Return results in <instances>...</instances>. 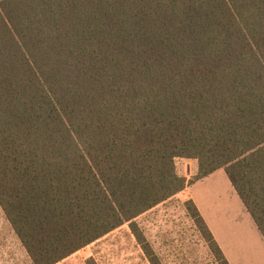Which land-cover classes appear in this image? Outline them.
Wrapping results in <instances>:
<instances>
[{
  "label": "trees",
  "instance_id": "trees-1",
  "mask_svg": "<svg viewBox=\"0 0 264 264\" xmlns=\"http://www.w3.org/2000/svg\"><path fill=\"white\" fill-rule=\"evenodd\" d=\"M178 158L264 236V0H0V207L33 264L127 223L161 264L136 219L187 187Z\"/></svg>",
  "mask_w": 264,
  "mask_h": 264
},
{
  "label": "rangeland",
  "instance_id": "rangeland-1",
  "mask_svg": "<svg viewBox=\"0 0 264 264\" xmlns=\"http://www.w3.org/2000/svg\"><path fill=\"white\" fill-rule=\"evenodd\" d=\"M176 165L187 187L136 219L158 261L220 264L185 204L194 197L230 264H264V236L225 170L195 180L197 160L178 158ZM90 258L95 264H152L129 223L57 264H87ZM0 264H33L1 207Z\"/></svg>",
  "mask_w": 264,
  "mask_h": 264
},
{
  "label": "crops",
  "instance_id": "crops-1",
  "mask_svg": "<svg viewBox=\"0 0 264 264\" xmlns=\"http://www.w3.org/2000/svg\"><path fill=\"white\" fill-rule=\"evenodd\" d=\"M192 198L194 199L193 201L195 202V204L197 203L196 205H197L198 209L200 210V212H201L202 216L204 217V219H205V221H206V220H207V218H205V214L203 213V210H202L201 206L199 205L198 201H197V200H196L194 197H192ZM192 198H191V199H192ZM206 222H208V223H209V221H208V220H207ZM208 223H207V224H208ZM208 225H210V226H211V224H210V223H209ZM210 226H209V227H210ZM211 227H212V226H211ZM211 227H210V229H211ZM211 231H212V229H211ZM212 232H213V231H212ZM213 235H214V232H213ZM214 236H215V235H214ZM215 238H216V237H215Z\"/></svg>",
  "mask_w": 264,
  "mask_h": 264
}]
</instances>
